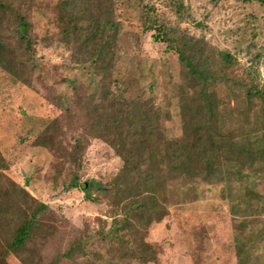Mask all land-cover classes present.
<instances>
[{"label":"trees","instance_id":"1","mask_svg":"<svg viewBox=\"0 0 264 264\" xmlns=\"http://www.w3.org/2000/svg\"><path fill=\"white\" fill-rule=\"evenodd\" d=\"M124 1L56 3L59 41L70 48L73 69L79 74L91 72L96 78L98 96L88 93L80 97V132L71 121L60 125L66 117L61 112L43 121L30 138V146L36 150L43 148L52 157V172L43 175L49 177V188L67 193L81 189L83 198L91 202L104 198L114 210L111 223L94 231L76 230L64 246L58 239L48 254L47 245L67 226L68 219L29 193V177L25 184H19L0 171V264H8L11 255L21 264H156L160 249L147 239V230L169 213V181L183 178L219 182L252 164L258 156L259 150L250 141L241 139L234 130H222L216 88L222 82L228 87L226 90L233 91L226 83L233 80L226 75L232 56L213 48L181 25L187 12L184 0H169L177 14L176 22H166L157 12L149 11L143 22L144 30L155 31L153 38L162 39L166 50L177 55L181 79L178 136L165 134L152 90L133 98L118 91L113 70L123 23L114 7ZM31 31L26 12L17 1L0 0V66L19 74L27 84L30 76L24 67L32 70L35 66V38ZM11 58L14 62L19 60L23 68L16 71ZM241 84L235 83V90L238 88L240 93L234 92V97L238 100L239 95L243 96L244 108L238 112L247 120L248 110L254 107V85L243 79ZM55 103H60L59 96ZM90 137L102 140L122 161L106 182L81 179L80 169ZM226 162L237 167L234 171L226 169Z\"/></svg>","mask_w":264,"mask_h":264},{"label":"rangeland","instance_id":"2","mask_svg":"<svg viewBox=\"0 0 264 264\" xmlns=\"http://www.w3.org/2000/svg\"><path fill=\"white\" fill-rule=\"evenodd\" d=\"M12 1H17L32 25L35 66L32 70L24 67L30 84L0 66V171L19 184H25L29 177V193L68 219L59 238L47 245L45 251L49 254L58 239L64 246L76 230L82 233L108 226L114 210L104 198L99 202L85 200L81 189L68 193L51 190L47 185L49 177L43 175L52 172V157L45 149L30 146V138L43 121L61 112L66 117L60 125L71 121L80 132V97L88 93L98 96V89L91 72L79 74L73 69L70 48L59 41L55 21L59 0ZM184 5L187 12L181 25L232 56L226 75L233 80L226 83L233 91L226 90L222 82L216 88L222 130H234L259 152L252 164L219 182L170 180L169 213L148 228L147 239L160 249L156 264H264V0H184ZM114 10L123 23L113 70L118 91L133 98L152 90L165 134L178 136L181 79L177 55L166 50L162 39L153 38L155 31L143 29L146 11L157 12L166 22H176L173 6L169 0H126ZM11 63L16 71L23 68L19 60L11 58ZM23 63L28 65L26 59ZM242 79L253 83L255 92L254 107L248 110L247 120L238 112L244 108L243 96L239 95L238 100L234 97V92L240 93L235 83L240 86ZM58 96L60 103H55ZM121 163L107 144L90 137L81 179L106 182ZM225 167L234 171L237 165L226 162ZM8 264L21 263L11 255Z\"/></svg>","mask_w":264,"mask_h":264}]
</instances>
